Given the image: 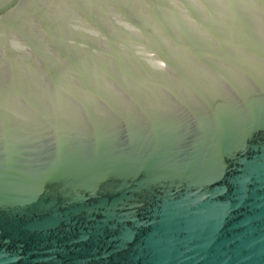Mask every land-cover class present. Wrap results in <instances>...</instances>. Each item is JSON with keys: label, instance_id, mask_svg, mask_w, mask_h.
<instances>
[{"label": "water", "instance_id": "water-1", "mask_svg": "<svg viewBox=\"0 0 264 264\" xmlns=\"http://www.w3.org/2000/svg\"><path fill=\"white\" fill-rule=\"evenodd\" d=\"M0 264H264V0H0Z\"/></svg>", "mask_w": 264, "mask_h": 264}]
</instances>
